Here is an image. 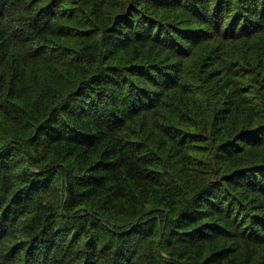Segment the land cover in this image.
<instances>
[{"label": "trees", "instance_id": "obj_1", "mask_svg": "<svg viewBox=\"0 0 264 264\" xmlns=\"http://www.w3.org/2000/svg\"><path fill=\"white\" fill-rule=\"evenodd\" d=\"M43 1L0 0V264H264V0Z\"/></svg>", "mask_w": 264, "mask_h": 264}, {"label": "bare ground", "instance_id": "obj_2", "mask_svg": "<svg viewBox=\"0 0 264 264\" xmlns=\"http://www.w3.org/2000/svg\"><path fill=\"white\" fill-rule=\"evenodd\" d=\"M45 1H46V0H45ZM45 1H43V2H45ZM192 8L194 9V7H192ZM195 8H196V7H195ZM196 11H198V9H197ZM198 12H199V11H198ZM195 14H196V13H195ZM201 18H202V17H201ZM200 20H201V19H200ZM172 23H174V22H172ZM49 34H50V32H49ZM51 34H52V33H51ZM47 35H48V34H47ZM199 37H200V36H199ZM203 37H204V36H203ZM198 40H199V39H198ZM212 41H213V40H212ZM218 41H220V40H218ZM205 42H206V40H205ZM224 43H225V41H224ZM243 44H244V43H243ZM190 46H191V45H190ZM195 46H196V45H195ZM203 46H205V45H203ZM244 46H245V45H244ZM225 48H226V47H225ZM225 48H224V49H225ZM214 49H215V48H214ZM192 50H193V49H192ZM218 50H219V49H218ZM225 50H226V49H225ZM223 51H224V50H223ZM191 52H192V51H191ZM195 53L197 54L198 51H197V52L195 51ZM211 53H212V52H211ZM193 54H194V53H193ZM193 54H192V55H193ZM221 54H222V53H221ZM237 54H238V53H237ZM241 54H242V53H241ZM198 55H199V53H198ZM210 55H211V54H210ZM216 55H217V54H216ZM229 55H231V54H229ZM242 55H243V54H242ZM235 56H236V55H235ZM206 57H207V56H206ZM243 57H244V56H243ZM240 58H241V57H240ZM232 59H233V60H236V59H234L233 57H232ZM238 59H239V58H238ZM244 59H245V58H244ZM223 60H224V59H223ZM228 60H229V59H228ZM240 60H241V59H240ZM224 61H225V60H224ZM237 61H238V60H237ZM245 61H246V60H245ZM235 62H236V61H235ZM242 62H243V61H242ZM216 63H217V62H216ZM229 63H231V62H229ZM232 63H233V62H232ZM236 64H237V63H236ZM239 64H240V63H239ZM227 66H228V65H227ZM214 67H215V66H214ZM229 67H230V66H229ZM217 68H218V67H217ZM231 68H232V66H231ZM237 68H239V67L237 66ZM240 70H241V69H240ZM234 72H235V71H234ZM230 73H231V72H230ZM232 74H233V73H232ZM223 79H224V78H223ZM235 79H236V78H235ZM239 79H240V77H239ZM236 80H238V78H237ZM235 82H236V81H235ZM221 83H222V82H221ZM221 83H220V84H221ZM232 83H233V82H232ZM233 84H234V83H233ZM242 85H243V84H242ZM214 104H215V103H214ZM218 106H219V105H218ZM141 118H142V117H141ZM143 119H144V118H143ZM143 121H144V120H143ZM137 122H139V120H138ZM139 123H140V122H139ZM140 125H141V124H140ZM73 126H74V125H73ZM142 126H143V125H142ZM144 127H145V126H144ZM147 128H148V127H147ZM147 128L145 129V131L147 130ZM186 129H187V128H186ZM141 131H142V129H141ZM144 133H145V132H144ZM121 134H122V133H121ZM138 135H140V134H138ZM235 136H236V135H235ZM139 138H141V137H139ZM166 140H167V139H166ZM170 140H171V139H169V141H170ZM210 140H211V138H210ZM172 141H173V140H172ZM170 142H171V141H170ZM173 142H174V141H173ZM173 142H172V143H173ZM241 142H242V141H241ZM210 143H211V142H210ZM227 143H228V142H227ZM231 143H232V142H231ZM215 144H216V143H215ZM217 144H218V143H217ZM217 144H216V145H217ZM240 144H241V143H240ZM207 145H208V144H207ZM234 145H235V144H234ZM163 146H164V145H163ZM168 146H169V145H168ZM214 146H215V145H214ZM236 147H237V146H236ZM236 147H235V148H236ZM207 148H208V147H207ZM226 148H227V147H226ZM212 149H213V147H212ZM215 150H216V149H215ZM172 151H173V150H172ZM205 152H206V150H205ZM209 152H210V151H209ZM238 152H239V151H238ZM241 152H242V151H241ZM212 153H213V152H212ZM210 154H211V153H210ZM214 155H215V154H214ZM233 155H234V154H233ZM241 155H242V154H241ZM29 156H30V155H29ZM29 156H28V157H29ZM206 156H207V155H206ZM202 157H203V156H202ZM204 157H205V156H204ZM242 157H243V156H242ZM20 158H21V157H20ZM20 158H19V159H20ZM235 158H236V157H235ZM208 159H209V158H208ZM228 159H229V158H228ZM236 159H237V158H236ZM239 159H241V158H239ZM20 160H21V159H20ZM30 160H31V159H30ZM204 160H205V159H204ZM242 160H243V159H242ZM206 161H207V159H206ZM206 161H205V163H206ZM211 161H212V160H211ZM24 162H25V159H24ZM209 162H210V159H209ZM231 163H232V162H231ZM235 163H236V162H235ZM241 163H242V162H241ZM20 164H21V163H20ZM201 164H202V163H201ZM207 164H208V163H207ZM30 165H31V164H30ZM211 165H212V164H210V166H211ZM25 166H26V165H25ZM196 166H197V165H196ZM227 166H228V165H227ZM233 166H234V165H233ZM59 167H60V166H59ZM177 167H178V166H177ZM62 168H63V167H62ZM212 168H213V167H212ZM247 168H248V167H247ZM23 169H24V168H23ZM27 169H28V168H27ZM204 169H205V168H204ZM228 169H229V168H228ZM228 169H227V170H228ZM209 170H210V169H209ZM213 170H214V168H213ZM231 170H232V169H231ZM24 171H26V170H24ZM27 171H29V169H28ZM63 171H64V169H63ZM63 171H62V173H63ZM199 171H200V170H199ZM58 172H59V171H58ZM21 173H23V172H21ZM210 173H211V171H210ZM212 173H213V172H212ZM56 174H57V172H56ZM63 174H64V173H63ZM199 174H200V173H199ZM206 174H207V173H206ZM58 175H59V173H58ZM201 175H202V174H201ZM207 175H208V174H207ZM216 175H217V174H216ZM218 175H221V174H218ZM208 176H209V175H208ZM213 176H214V175H213ZM22 177H23V176H22ZM58 177H59V176H58ZM209 177H210V176H209ZM25 178H26V177H25ZM220 178H221V177H220ZM220 178H219V179H220ZM26 179H27V178H26ZM63 180H64V179H63ZM208 180H209V179H208ZM23 181H24V180H23ZM52 181H53V180H52ZM58 181H59V180H58ZM21 183H22V180H21ZM28 183H29V182H28ZM210 183H211V182H210ZM18 184H19V183H18ZM26 184H27V183H26ZM21 185H22V184H21ZM63 186H64V185H63ZM63 186H62V187H63ZM25 187H26V186H25ZM59 187H60V186H59ZM22 188H23V187H22ZM64 189H65V187H64ZM198 189H199V188H198ZM206 189H207V188H206ZM56 190H57V189H56ZM61 191H62V190H61ZM202 191H204V190H202ZM207 191H208V190H207ZM16 192H17V191H16ZM16 192H15V193H16ZM63 192H64V190H63ZM205 192H206V191H205ZM201 194H203V193H201ZM14 195H15V194H14ZM192 196H193V195H192ZM232 196H233V195H232ZM233 197H234V196H233ZM15 198H18V197H15ZM193 198H194V197H193ZM61 199H62V198H61ZM192 200H193V199H192ZM235 200H236V199H235ZM240 200H241V199H240ZM61 201H62V200H61ZM66 201H67V200H66ZM6 202H8V201H6ZM58 202H59V201H58ZM236 202H237V201H236ZM10 203H11V202H10ZM191 203H192V202H191ZM191 203H190V204H191ZM233 203H234V202H233ZM237 203H239V201H238ZM237 203H236V204H237ZM255 204L257 205V203H255ZM238 205H239V204H238ZM250 205H251V204H250ZM237 207H238V206H237ZM243 208H244V207H243ZM243 208H242V209H243ZM250 208H251V207H250ZM90 210H91V209H90ZM239 210H240V209H239ZM248 210H249V209H248ZM255 210H256V209H255ZM249 211H250V210H249ZM247 212H248V211H247ZM86 213H87V212H86ZM242 214H243V213H242ZM250 214H251V213H250ZM252 214H253V213H252ZM221 215H223V214H221ZM79 216H80V215H79ZM248 216H249V215H248ZM222 217H223V216H222ZM58 218H59V216H58ZM252 219H253V218H252ZM253 220H254V219H253ZM206 224H207V223H206ZM247 224H248V222H247ZM247 224H246V225H247ZM249 225H250V224H249ZM247 226H248V225H247ZM247 226H245V227H247ZM255 227H256V226H255ZM262 227H263V226H262ZM48 228H49V227H48ZM53 228H55V227H53ZM246 229H247V228H246ZM252 231H253V230H252ZM259 231H261V230H259ZM259 231H258V232H259ZM259 233H260V232H259ZM248 234H250V233H248ZM252 234H253V232H252ZM256 234H257V233H256ZM263 235H264V233H263ZM252 236H254V234H253ZM257 236H258V235H257ZM261 236H262V235H261ZM257 238H258V237H257ZM229 240H231V239H229ZM232 240H233V239H232ZM232 240H231V241H232ZM11 242H12V241H11ZM232 242H234V241H232ZM10 244H11V243H10ZM262 244H263V243H262ZM6 245H7V244H6ZM13 245H14V244H13ZM229 245H230V243H229ZM7 246H8V245H7ZM9 246H10V245H9ZM11 246H12V245H11ZM193 246H194V245H193ZM194 247H195V246H194ZM199 247H200V246H199ZM203 247H204V246H203ZM5 248H6V247H5ZM10 248H11V247H10ZM10 248H9V249H10ZM7 249H8V248H7ZM165 249H166V248H165ZM167 249H168V248H167ZM190 249H191V248H190ZM195 249H198V248H195ZM195 249H194V250H195ZM200 249H201V248H200ZM227 249H228V248H227ZM246 249H247V248H246ZM262 249H263V248H262ZM168 250H169V249H168ZM4 251H5V249H4ZM8 251H9V250H8ZM8 251H7V252H8ZM13 252H14V251H13ZM8 253H9V252H8ZM14 253H15V252H14ZM166 253H167V252H166ZM244 253H245V252H244ZM261 253H262V251H261ZM5 254H6V252H5ZM200 254H201V252H200ZM200 254H199V255H200ZM257 254H258V252H257ZM203 255H204V254H203ZM255 255H256V254H255ZM195 256H196V255H195ZM259 256H260V255H259ZM191 257H192V256H191ZM9 258H10V256H9ZM193 258H194V257H193ZM245 258H246V257H245ZM261 258H262V257H261ZM183 259H184V258H183ZM186 259H188V257L185 258V260H186ZM189 259H190V258H189ZM9 260H10V259H9ZM13 260H14V258H13ZM194 260H195V259H194ZM254 260H255V259H254ZM263 260H264V259H263ZM195 261H196V260H195ZM195 261H194V262H195ZM249 261H250V260H249ZM191 263H192V262H191ZM198 263H199V262H198ZM252 263H253V262H252ZM256 263H257V262H256ZM259 263H260V262H259ZM10 264H11V263H10ZM14 264H16V263H14ZM194 264H195V263H194Z\"/></svg>", "mask_w": 264, "mask_h": 264}, {"label": "rangeland", "instance_id": "obj_3", "mask_svg": "<svg viewBox=\"0 0 264 264\" xmlns=\"http://www.w3.org/2000/svg\"><path fill=\"white\" fill-rule=\"evenodd\" d=\"M0 147H1V143H0Z\"/></svg>", "mask_w": 264, "mask_h": 264}]
</instances>
